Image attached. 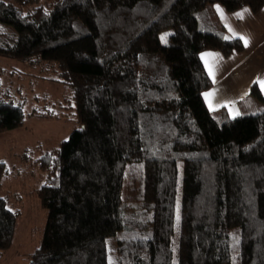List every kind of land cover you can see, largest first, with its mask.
<instances>
[{
	"label": "trees",
	"instance_id": "trees-1",
	"mask_svg": "<svg viewBox=\"0 0 264 264\" xmlns=\"http://www.w3.org/2000/svg\"><path fill=\"white\" fill-rule=\"evenodd\" d=\"M215 5L264 0H0V58L68 86L75 122L34 161L48 220L29 264H264V110L205 103L201 55L245 51ZM50 115L0 78V137ZM20 216L0 198V259Z\"/></svg>",
	"mask_w": 264,
	"mask_h": 264
},
{
	"label": "rangeland",
	"instance_id": "rangeland-1",
	"mask_svg": "<svg viewBox=\"0 0 264 264\" xmlns=\"http://www.w3.org/2000/svg\"><path fill=\"white\" fill-rule=\"evenodd\" d=\"M32 73L16 61L0 58L2 85L12 89L17 101H23L26 114L34 107L51 111L49 118L30 116L23 128L0 137V160H4L11 171L2 181L0 198H7L8 207L21 212L13 247L0 259V264H29L31 255L41 246L48 213L42 209L34 194L35 189L41 187L43 176L34 161L43 152L57 148L68 140L75 127L72 110L59 109L60 105L68 106L70 88L44 81L37 72ZM242 109L243 113H259L264 110V105L250 98L243 101ZM25 150L31 151L30 160H23Z\"/></svg>",
	"mask_w": 264,
	"mask_h": 264
},
{
	"label": "crops",
	"instance_id": "crops-1",
	"mask_svg": "<svg viewBox=\"0 0 264 264\" xmlns=\"http://www.w3.org/2000/svg\"><path fill=\"white\" fill-rule=\"evenodd\" d=\"M214 11L228 33L243 41L245 51L230 57L214 51L201 55L214 84L204 93V100L210 111L225 108L235 117L244 112L242 103L252 98L250 93L254 85L264 95V9L257 14L249 8L230 13L221 5H215Z\"/></svg>",
	"mask_w": 264,
	"mask_h": 264
},
{
	"label": "snow or ice",
	"instance_id": "snow-or-ice-1",
	"mask_svg": "<svg viewBox=\"0 0 264 264\" xmlns=\"http://www.w3.org/2000/svg\"><path fill=\"white\" fill-rule=\"evenodd\" d=\"M240 15H242V14H240ZM163 39V38H162ZM243 39V38H242ZM245 45H247V40H245Z\"/></svg>",
	"mask_w": 264,
	"mask_h": 264
}]
</instances>
